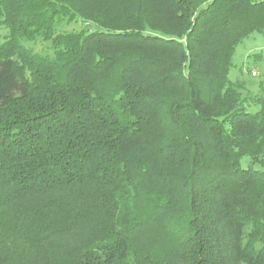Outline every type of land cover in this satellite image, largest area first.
Masks as SVG:
<instances>
[{"label": "trees", "instance_id": "trees-1", "mask_svg": "<svg viewBox=\"0 0 264 264\" xmlns=\"http://www.w3.org/2000/svg\"><path fill=\"white\" fill-rule=\"evenodd\" d=\"M1 28L0 264H264V90L229 79L263 1L0 0Z\"/></svg>", "mask_w": 264, "mask_h": 264}, {"label": "rangeland", "instance_id": "rangeland-1", "mask_svg": "<svg viewBox=\"0 0 264 264\" xmlns=\"http://www.w3.org/2000/svg\"><path fill=\"white\" fill-rule=\"evenodd\" d=\"M261 1L264 2V0ZM85 27H90V25L81 20H76L70 23L60 24L58 30L70 31L79 30ZM5 33L6 30L1 28L0 34L4 35ZM1 41L2 39H0V42ZM26 46L32 48L38 53H50L49 42L41 39H38L35 42H27ZM232 62L233 66L229 72V79L242 84V95L247 96L248 98L262 95L264 90V35L254 33L245 38L243 42L236 47ZM247 103L248 107H251L252 110L257 108L253 105V98L251 99V102ZM248 162L249 157L244 156L241 159V166L246 167Z\"/></svg>", "mask_w": 264, "mask_h": 264}]
</instances>
